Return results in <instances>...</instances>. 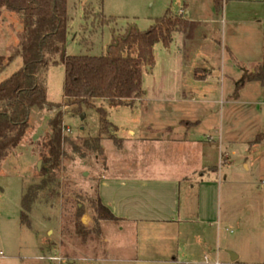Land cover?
<instances>
[{
	"label": "rangeland",
	"instance_id": "obj_1",
	"mask_svg": "<svg viewBox=\"0 0 264 264\" xmlns=\"http://www.w3.org/2000/svg\"><path fill=\"white\" fill-rule=\"evenodd\" d=\"M90 5L95 12L100 8L104 16L116 18V23L93 36L89 35V24V31H83V8ZM167 10L182 14L190 31L197 30L201 35L185 37L186 33L175 32L167 48L160 44L153 47V63L141 67L142 97L132 107H110L105 100H95L93 109L82 106L74 113L62 106L30 111L21 143L0 165V264H123L89 260L91 252L86 246L98 245L102 240L91 203L96 200L106 167L115 173L111 170L120 164L151 162L146 139L161 138L168 128L172 134L190 131L204 143L209 139L205 156L219 173V224L213 225L210 233L212 251H217L219 263L264 264V80L251 79L264 67V0H223L218 13L211 0H101V5L98 0H67L69 23L64 55H103L111 41V28L122 34L134 25L144 32ZM21 30L20 17L2 9L0 57L10 55ZM193 53L219 70V78L194 84L192 70L203 66L194 61ZM21 67L20 58H15L0 68V83ZM64 80L62 64L48 68L49 104L62 102ZM96 108L106 111V119L114 128L102 131ZM58 111L64 113L66 138L57 172L59 188L33 206L28 214L29 225H23V188L42 178L41 150L50 132L48 122ZM100 132L102 154L86 151L81 141L96 138ZM73 145L78 152H74ZM166 147L161 145L153 161L162 163L172 158ZM219 151L229 155L228 163L224 156L220 158ZM185 188L182 186V206L187 198ZM75 205L83 212L79 218ZM86 215L92 220L88 227L82 224ZM78 221L84 233H76L74 224ZM105 224V239L111 242L119 237L126 241L127 235L112 232L114 224ZM168 233L171 228L161 225L139 228L133 235L137 260L128 264H174L172 256L187 261L177 251L179 244L165 236ZM229 252L237 256L235 261ZM107 255L119 257L113 251ZM58 257L65 259L59 263Z\"/></svg>",
	"mask_w": 264,
	"mask_h": 264
},
{
	"label": "trees",
	"instance_id": "obj_2",
	"mask_svg": "<svg viewBox=\"0 0 264 264\" xmlns=\"http://www.w3.org/2000/svg\"><path fill=\"white\" fill-rule=\"evenodd\" d=\"M98 1L101 5V0ZM211 1L216 12H220L223 0ZM2 9L20 17L22 30L17 34L18 43L11 49L10 55L6 59L0 57V68L15 58H20L22 67L0 83V165L21 143L28 128L30 111L34 108L41 110L47 106H62L74 113L82 106L93 109L95 100H105L110 107H132L142 97L141 67L153 63V47L160 44L167 48L172 42L173 33L184 34L189 27L182 14L175 15L167 10L144 32L134 25L128 26L122 34L111 28V41L103 55L66 56L64 47L69 23L67 0H0V12ZM83 19L82 30L88 32L91 29L89 35L92 36L116 23V18L104 16L100 8L95 12L91 5L84 6ZM57 64L64 66L65 80L62 102L53 105L47 101L46 73L50 66ZM251 79L264 80V67ZM96 113L102 131L113 127L107 121L103 108H96ZM63 117L64 113L58 111L48 122L50 132L41 150L44 165L40 170L41 180L23 188L20 212L23 225H29L28 214L33 206L43 198L46 200V195L55 194L59 188L57 172L66 141ZM101 133L96 138L82 140L81 146L90 153L101 155ZM73 149L78 152L76 145H73ZM210 170L215 171L216 168ZM75 208L76 217L79 218L82 209L77 205ZM91 210L98 224L97 230L100 223L119 221L100 203L98 194L95 202L91 203ZM74 226L76 233H84L79 221Z\"/></svg>",
	"mask_w": 264,
	"mask_h": 264
},
{
	"label": "crops",
	"instance_id": "obj_3",
	"mask_svg": "<svg viewBox=\"0 0 264 264\" xmlns=\"http://www.w3.org/2000/svg\"><path fill=\"white\" fill-rule=\"evenodd\" d=\"M193 34L195 38H198L201 32L190 31L188 27L184 36L189 37ZM204 38L206 39L205 35ZM193 58L203 66L193 68L192 82L194 84L210 83L212 77L219 78L220 71L209 66L207 60L200 54L193 53ZM187 123L193 124L189 121ZM167 130L161 138L146 139L151 151L149 157L151 162L120 164L117 169L111 170L115 173H111L106 167L101 174L98 185L99 201L119 220L112 223L115 225V231L112 232L115 235L125 234L128 237L125 241L117 236V239L109 242L102 232L107 227L106 222L101 223V242L98 245L86 246V251L91 252L90 261L105 263L117 261L123 264L135 262L137 247L133 235L139 228L147 225L171 228V233L165 236L175 240L179 244L177 251L188 258L187 261H179L178 256L171 255L174 264L179 262L199 264L205 254L212 259L218 258L217 251H212L214 244L210 240V233L213 225L219 224L217 211L219 173L218 168L210 165L212 163L205 156V147L209 145V139L207 143H204L194 134H190V131L172 134L170 128ZM129 134L132 137L135 136L132 131H129ZM161 145L167 146L166 149L172 153V158L156 163L153 160L156 159L155 156ZM229 148H232V145ZM221 155L228 163L229 155L220 152V158ZM244 167L248 168L247 165ZM210 168H216V170L212 171ZM182 186L186 187L184 194L188 198L185 201L183 199V206L181 204ZM191 197L193 200L190 199ZM91 223V218L88 215L84 216L82 224L88 227ZM180 244L181 248H179ZM109 251L119 256L116 257L118 259L107 255ZM231 254L233 253L229 252L230 257ZM56 259L62 263L65 258ZM236 259L237 256L234 254L233 261Z\"/></svg>",
	"mask_w": 264,
	"mask_h": 264
},
{
	"label": "built area",
	"instance_id": "obj_4",
	"mask_svg": "<svg viewBox=\"0 0 264 264\" xmlns=\"http://www.w3.org/2000/svg\"><path fill=\"white\" fill-rule=\"evenodd\" d=\"M222 156V155H221ZM178 264H190L187 262H179ZM199 264H220L218 258H211L208 254H205L202 257V260L200 261Z\"/></svg>",
	"mask_w": 264,
	"mask_h": 264
},
{
	"label": "water",
	"instance_id": "obj_5",
	"mask_svg": "<svg viewBox=\"0 0 264 264\" xmlns=\"http://www.w3.org/2000/svg\"><path fill=\"white\" fill-rule=\"evenodd\" d=\"M231 260L232 261L234 260V254H231Z\"/></svg>",
	"mask_w": 264,
	"mask_h": 264
}]
</instances>
